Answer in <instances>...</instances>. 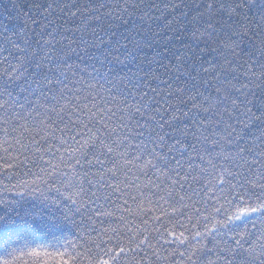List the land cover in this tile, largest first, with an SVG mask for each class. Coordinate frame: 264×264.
<instances>
[{"label": "trees", "instance_id": "obj_1", "mask_svg": "<svg viewBox=\"0 0 264 264\" xmlns=\"http://www.w3.org/2000/svg\"><path fill=\"white\" fill-rule=\"evenodd\" d=\"M206 3L207 0H0V73L15 65L17 57H27L19 61L23 65L20 69L23 78L11 83L8 88L12 99L17 102L14 111L24 115L31 109L35 96L39 95L34 84L28 91L20 90L21 85L27 87L26 81L31 83L40 78L43 85L45 74L61 80L66 76L68 81H72L93 69H98L93 73L96 80L89 78L88 82L99 81L105 89L109 87L107 80L119 84V77L125 78L124 83L131 79L134 83L149 81L155 86L159 80H153L154 76L175 84L190 81V73L196 76L195 82L201 91L207 93L209 89L200 81L214 76L215 71L207 76L202 72L197 75L200 65L208 67L222 63L223 57L219 52H224L229 59L232 57L219 48L218 41L224 37L207 40L192 36L197 28L203 30L206 16L200 20L193 18L204 12ZM37 4L41 7H35ZM49 4L53 7L45 12ZM173 4L179 7L172 9ZM262 7L264 0H255L252 7L239 10L241 15L233 17L234 21L247 28V35L237 38L239 47L236 51L240 53L241 63L264 62V21L260 19L259 12ZM96 16L100 19H95ZM169 21L172 23L169 24ZM13 43L19 44L25 52L14 48ZM214 48L219 51H213ZM5 57L8 58L7 62L4 61ZM177 57L183 59L178 60ZM37 62L41 64L39 69L35 67ZM67 65H71V68ZM81 69L84 71L81 72ZM73 72L76 73L75 77ZM177 76L180 77L179 81L175 79ZM239 79L243 81L244 77L240 75ZM211 83L215 85L217 81ZM256 84L260 86L255 87ZM92 91L94 95L96 91L101 96L109 95L103 89ZM30 92L33 94L30 95ZM252 93H255L254 97ZM249 97L254 100L251 105L253 111L259 114L261 105H264V82L254 78ZM19 105H23V108ZM239 128H243V125H239ZM199 131L210 139H220L226 151L241 146L254 152L264 150V124L260 121L249 122V126L240 133L242 140L237 141L234 134L231 145L226 143L230 129L224 123L218 126L210 124L208 130ZM13 135L19 136V133ZM61 135L59 131L55 132L56 137ZM63 135L67 143L61 144L51 133L42 139V133L35 137L36 143L31 144L28 150L18 152L15 149L19 145H15L6 153L4 149L8 145L3 143L4 135L0 131V257L6 258L15 249L14 255L20 257L18 264L24 261L31 264V258L26 253L32 247L43 245L51 252L67 253V259L76 257L77 253H85L84 241L90 239L95 241L87 245L93 255L99 250L96 244L114 252L118 251L117 245L125 248L126 256H121L117 264H129V261L132 264H189L187 257L180 255L185 252L188 242L180 244L176 238L179 233L184 232L192 244H197L200 239L195 237L197 231L203 232L205 225L211 229L215 219L224 218L223 210L219 215L213 212L221 205L225 209L228 207L222 199L217 201L219 193L214 195L215 189L204 194L202 208L208 211H202L199 222L196 216L189 220L187 216L173 214L162 202L156 205L155 198L152 204L144 201L138 208L140 199L134 202L129 196V193L136 195V190L125 189L123 184L124 196L113 193L111 202L96 199L92 193L98 187L95 173L100 165L89 168L81 158V152L77 151V143L68 138L69 134ZM71 135H75V132ZM8 139L12 141L11 136ZM188 140L192 141V137L189 136ZM24 143H29V140L25 138ZM78 158H81L83 168L76 164ZM84 171L89 172L88 179L96 187L84 183V192H80L78 178L83 177ZM135 173L136 169L133 168L130 178ZM143 180L141 177V182ZM109 191L108 188H101L97 195L102 196ZM125 199L127 204L124 203ZM165 210L168 215L164 214ZM96 211L111 215H96ZM210 214L215 219H203ZM237 223L235 227H242L247 220ZM105 229L108 230L106 233ZM112 229H116V232ZM248 230L254 231L251 224ZM201 259L214 260L215 255L206 251ZM75 264H88L87 254L77 257Z\"/></svg>", "mask_w": 264, "mask_h": 264}, {"label": "snow or ice", "instance_id": "obj_2", "mask_svg": "<svg viewBox=\"0 0 264 264\" xmlns=\"http://www.w3.org/2000/svg\"><path fill=\"white\" fill-rule=\"evenodd\" d=\"M254 4L255 0H207L204 12L193 18L200 20L206 16L203 19V30L197 28L193 31V38L212 40L222 36L224 38L218 41L219 48L232 57L229 59L224 52H219L223 57L222 63L210 64L208 67L200 65L197 75L202 72L207 76L215 71L214 76L200 81V84L209 89L207 93L201 91L195 82L196 76L190 73L188 75L191 82L186 80L175 84L154 76L153 80H159V84L155 86L149 81L134 83L131 79L124 83L125 78L119 77V84L114 80H107L109 87L106 89L99 81L88 82L89 78L96 80L93 73L98 72V69L72 81H68L66 76L61 80L45 74L43 85L40 78L31 83L26 81L27 87L21 85L22 92L31 89L33 84L39 90V95L31 102V109L21 115L14 111L17 102L8 91L11 83L23 78L20 70L23 65L19 61L27 57H17L15 65H10L0 73V98L8 97L0 99V131L4 135L3 143L8 145L4 151L7 153L15 145H19L15 149L18 152L28 150L31 144L36 143L35 137L42 133V139L51 133L53 138L64 144L67 140L63 134L67 133L68 138L77 143V151L81 152V158L89 168L100 165L95 173L98 187L92 193L96 199L111 202L113 193L124 196L125 192L121 188L123 184L125 189L136 190V195L129 193V196L134 202L140 199L138 208L144 201L152 204L155 198L156 205L162 202L173 214L187 216L189 220L196 216L198 222L202 211H208L207 208H202L204 194L215 189L213 194L219 193L217 201L222 199L228 207L225 209L221 205L214 208L213 212L219 215L223 210L224 218L215 219L211 214L204 216L206 221L215 219V225L211 229L205 225L203 232L195 233V237L200 238L197 244H192L184 232H180L176 237L179 243L188 242L185 252L180 255L186 256L189 264H264V150L254 152L251 148L241 146L226 151L220 139H210L199 131L208 130L210 124L218 126L224 123L230 129L226 143L231 145L234 134L237 141L243 139L240 133L249 126V122L260 121L264 124V105H261V111L257 114L251 106L254 100L249 97L254 78L264 82V62H240V53L236 51L239 47L237 38L247 35V28L233 20V17L241 15L239 10L250 8ZM35 7L41 6L37 4ZM52 7L49 4L44 11L47 12ZM165 7L168 8L169 5ZM178 7V4L171 5L172 9ZM259 12L260 19L264 21V7L259 8ZM244 18L247 19L246 16ZM95 19L99 20L100 17L96 16ZM100 42L104 43L103 40ZM12 46L21 53L25 52L19 44L13 43ZM212 50L219 51L216 48ZM7 59L5 57L4 61L7 62ZM35 67L39 69L40 62ZM67 67L71 68V65ZM217 68L219 71H216ZM240 75L244 77L243 81H240ZM73 76H76L75 72ZM175 79L179 81L180 77ZM212 81L217 83L212 85ZM160 85L164 87L161 88ZM97 88L109 95L101 96L99 91L94 95L92 90ZM19 107L23 108V105ZM29 120L32 121L31 124L28 123ZM61 124L64 125L63 128L60 127ZM239 125H243V128L238 129ZM165 128L168 131H164ZM56 131L62 135L56 137ZM73 132L75 135H71ZM15 133H19V136L13 135ZM10 136L11 142L8 139ZM189 136L192 141L188 140ZM25 138L29 143H24ZM81 158L76 160V164L83 168ZM133 168L136 173L130 178ZM88 176L89 172L84 171L83 177L78 178L80 192H84V183L96 187ZM106 176L108 179H105ZM121 176L124 178L121 179ZM141 177L144 178L142 182ZM101 188H108L110 191L102 196L97 195ZM127 202L125 199L124 203ZM72 203L75 204L76 201L73 200ZM95 214L111 215L99 211ZM164 214L168 215L166 210ZM155 219L159 220L160 217ZM245 220L247 223H243ZM237 222L243 223V226L235 227ZM249 224L254 231L248 230ZM107 231L105 229V233ZM112 231L116 232V229ZM90 243L95 241H84L88 264H117L121 256H126L125 248L119 245L118 251L114 252L113 249L102 248L100 244H96L99 250L93 255L92 249L87 247ZM206 251L214 254L215 259L202 260L201 256ZM14 253L15 249L6 258L0 257V264H18L20 257ZM85 253H77L76 257L66 259L65 252H51L45 246L37 245L30 248L26 255L31 258V264H75L76 258ZM23 264L28 262L24 261Z\"/></svg>", "mask_w": 264, "mask_h": 264}]
</instances>
